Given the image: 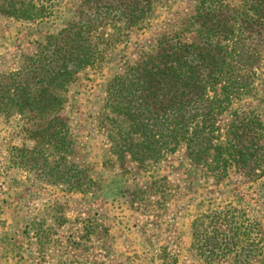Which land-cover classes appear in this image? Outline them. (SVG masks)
Segmentation results:
<instances>
[{
	"label": "trees",
	"instance_id": "16d2710c",
	"mask_svg": "<svg viewBox=\"0 0 264 264\" xmlns=\"http://www.w3.org/2000/svg\"><path fill=\"white\" fill-rule=\"evenodd\" d=\"M76 1L77 8L60 29L36 42L33 53L22 54L16 72L0 75V110L44 126L31 134L36 142L25 151L28 160L40 170L52 160L47 171L69 188L75 171L64 159L73 139L59 116L69 89L79 73L97 66L113 48L150 26L159 15L156 10L167 9L170 0ZM207 1L199 0L178 29L163 31L134 59L120 62L106 79L97 121L105 126L108 151L120 164L140 168L147 161L182 157L198 178L219 186L230 182L231 171L251 179L264 170V120L254 107L242 104L256 95L252 75L262 51L244 47V29L261 26L264 18L262 13H247L257 6L259 10L262 0L247 8L244 0L231 6L214 0L212 14ZM41 10L33 0H0L1 14L24 20L42 17ZM224 114L229 121L223 124ZM43 145L50 148L46 155ZM54 158L63 159L62 168ZM80 171L77 185L88 191L92 179L84 167ZM214 217L222 224L232 222L233 234L241 238L235 242H242L243 256L234 255L231 264H249L254 257L256 264H264V219L245 216L236 224L231 208L214 212Z\"/></svg>",
	"mask_w": 264,
	"mask_h": 264
},
{
	"label": "rangeland",
	"instance_id": "374dc122",
	"mask_svg": "<svg viewBox=\"0 0 264 264\" xmlns=\"http://www.w3.org/2000/svg\"><path fill=\"white\" fill-rule=\"evenodd\" d=\"M198 1L170 0L167 9L156 10L159 15L150 26L77 75L59 111L73 139L72 151L64 159L75 171L72 188L47 171L52 160L40 170L27 158L25 151L36 142L31 134L44 126L0 110V264H231L234 255L243 256L242 242H235L241 238L230 228L234 224H222L212 216L231 208L236 224L245 216L264 219V170L251 179L231 171L229 183L214 186L188 170L182 157L147 161L140 168L120 164L108 151L105 126L97 121L106 79L120 62L134 59L163 31L178 29ZM239 1L224 0L229 6ZM33 2L42 8V17L24 20L0 13V75L16 72L22 54L33 53L36 42L60 29L77 8L76 0ZM207 2L212 14L216 4ZM254 2L244 0L243 7ZM258 7L247 10L248 15L262 13L264 18V0ZM263 25L264 20L261 26L244 29V47L262 51L252 75L256 95L242 104L254 107L264 120ZM221 121L227 123L228 114ZM42 150L44 155L50 152L46 145ZM54 162L63 167V159ZM83 167L92 179L88 191L77 185ZM249 264H256L255 257Z\"/></svg>",
	"mask_w": 264,
	"mask_h": 264
}]
</instances>
